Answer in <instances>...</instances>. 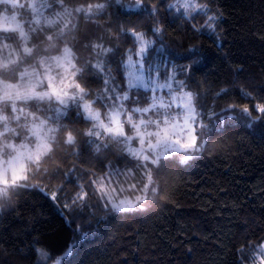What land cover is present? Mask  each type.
I'll return each instance as SVG.
<instances>
[{"label":"trees","instance_id":"trees-1","mask_svg":"<svg viewBox=\"0 0 264 264\" xmlns=\"http://www.w3.org/2000/svg\"><path fill=\"white\" fill-rule=\"evenodd\" d=\"M173 1L144 0L136 7V0H90L104 7L90 18L81 14L60 46H73L80 65L95 60L85 44L112 48L108 61L123 86L120 61L136 47L131 30L144 33L160 46L149 50V58L161 60L169 73L175 67L177 79L198 94L201 110L217 113L211 120L204 116L209 126L201 154L185 163L172 157L145 208L115 212L92 195L93 174L123 172L137 162L116 143L95 152L82 135L90 122L70 107L62 122L76 134L77 145H65L61 133L53 158L43 165L48 172L35 173L29 181L34 186L18 188L0 201V264H51L72 247L63 264L255 262L264 245V120L225 109L232 103L251 109L264 102V0H200L207 7L194 18L169 8ZM209 16L216 18L214 29L206 26ZM84 76L81 83L94 98L103 80L89 69ZM147 95L140 91L141 105H147ZM220 116L226 117L224 125ZM80 185L90 194L86 205L64 207ZM61 187L53 200L51 192ZM39 248L50 254L48 262H38Z\"/></svg>","mask_w":264,"mask_h":264},{"label":"snow or ice","instance_id":"snow-or-ice-1","mask_svg":"<svg viewBox=\"0 0 264 264\" xmlns=\"http://www.w3.org/2000/svg\"><path fill=\"white\" fill-rule=\"evenodd\" d=\"M143 4L144 0H136L135 6ZM103 7L90 0H0V201L18 188L34 186L29 181L35 173L48 172L43 165L53 158L61 133L65 145H77L76 134L62 122L70 107L90 122L82 135L88 138V145H94L95 152L116 143L123 145L127 157L137 162L135 168L123 172L116 169L103 175L93 174L89 185L92 195L115 212L142 210L149 193L157 192L159 174L167 167V161L184 153L183 162L190 159L188 153L201 150L203 145L198 140L209 126L204 116L211 120L217 113L201 110L198 94L188 90L184 80L177 79L175 67L171 74L163 73L161 82L160 66L149 58L154 41L146 39L144 33L131 30L136 47L129 48L126 58L120 61L123 86L112 75L108 61L112 48L103 43L85 44L95 60L80 65L73 46L66 42L60 46L76 29L74 21L81 14L90 18L94 10ZM206 7L200 0H175L169 4V8L187 18H194ZM152 11H156L155 6ZM215 19L209 16L206 26L214 29ZM34 38L39 42L33 43ZM190 51L196 54L195 50ZM85 69L103 80V90L94 98L81 83ZM162 89H167L166 94H158ZM141 90L151 93L144 106L139 98ZM241 91L243 97L255 100L252 93ZM231 109H239L240 115L249 119L264 120V102L255 103L251 109L232 103L225 111ZM138 171L142 172L139 179ZM120 176L124 177L123 182L117 179ZM61 191L62 187L52 191L51 198L56 200ZM125 191L141 194L134 199L120 198L119 194ZM89 195L80 185L64 207L84 206ZM41 255L51 259L46 253ZM257 258L259 264H264V245L259 247ZM62 259L56 258L55 264H61Z\"/></svg>","mask_w":264,"mask_h":264},{"label":"rangeland","instance_id":"rangeland-1","mask_svg":"<svg viewBox=\"0 0 264 264\" xmlns=\"http://www.w3.org/2000/svg\"><path fill=\"white\" fill-rule=\"evenodd\" d=\"M172 3H175V0H174ZM172 9H174V8H172ZM174 10H176V9H174ZM176 11H177V10H176ZM145 38L148 39L146 36H145ZM148 40H149V39H148ZM153 47H160V46H159V45H155V42H154L151 48H153ZM151 48H150V49H151ZM150 49H149V50H150ZM134 59H135V57H134ZM150 59L154 62V64H158V65L160 66L161 82H163V72H166V71H167V72L169 73V71L166 70L165 66H163V65L160 64V61H161V60L159 61V60L155 59L154 57H152V58H150ZM171 72H172V71H170L169 74H171ZM112 75H113V74H112ZM113 76H114V75H113ZM116 82L120 84V82L118 81L117 78H116ZM120 85H121V84H120ZM121 86H122V85H121ZM173 86L175 87V84H173ZM166 92H167V89L158 90V94H160V95H164V94H166ZM99 93H100V92H99ZM99 93H98V94H99ZM149 95H151V93H149ZM141 106H144V105H141ZM101 111H102V110H101ZM102 112H103V111H102ZM228 116H229V117H234V114L232 113V114H230V115H227L226 117H228ZM226 117H224V119L221 120V124H222V125L225 124ZM134 143H135V142H134ZM198 143L202 144L203 146H202V148H201V150H200L199 152H190V153H188L187 155L190 156V159L193 158V157H195V156H197V155H199V154H201L203 148L205 147V145H206V143H207V134H205L204 131H203V134L200 135L199 140H198ZM184 155H185L184 153H178V154H176L175 156H173V158H177V159H179V160L182 162V158H183ZM188 160H189V159H188ZM188 160L183 161V163L187 162ZM117 179L120 180L121 182H123L119 177H117ZM124 186L127 188L126 183L124 184ZM140 194H141V193L138 192V193H135L134 195H132L131 192H129V191H125L124 193L119 194V196H120V198H124L125 196H127V197H129V198L134 199L136 195H140ZM151 195H153V194H152V193H149V198L151 197ZM147 201H148V200H146V201L144 202L145 205H146V202H147ZM145 207H146V206H145ZM145 207H144V208H145ZM73 250H74V249H73V247H72V248H70V249L66 252V253H68L67 255H65V253H64L63 255L59 256V257H63V259L61 260V264H63V262H64V260H65L66 258H68L70 255H72ZM41 253H46L47 256L50 257V254H49L47 251H45L44 249L39 248L38 262H40V263H46V262H48L49 259H45V257H44L43 255H41ZM59 257H57V258H59ZM257 257H258V254H257V256H256V260H255V262H254L253 264H259V260H258ZM55 260H56V259H55ZM55 260L52 261L51 264H55Z\"/></svg>","mask_w":264,"mask_h":264}]
</instances>
